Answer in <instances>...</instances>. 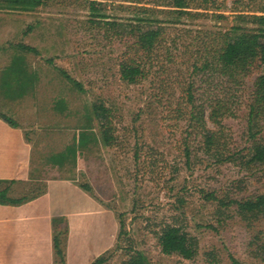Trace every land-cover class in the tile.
<instances>
[{
  "label": "rangeland",
  "instance_id": "1",
  "mask_svg": "<svg viewBox=\"0 0 264 264\" xmlns=\"http://www.w3.org/2000/svg\"><path fill=\"white\" fill-rule=\"evenodd\" d=\"M91 1H46V9L61 21L59 30L64 33L56 44L61 52L57 65L40 70L42 97L50 95L52 100L56 94L57 113L45 114L50 125L34 139L42 162L53 161V154L81 162L79 169L74 168L75 175L92 184L108 206L119 209L125 227L102 264H121L135 251H142L151 264H264V215L245 220L235 206H219L204 197V191H215L227 200L264 193V164L248 168L239 161H217L214 153H206L201 136L191 127L187 101L191 83L197 104L238 100L234 113L223 119L222 137L229 149L250 145L245 142V102L251 78L241 77L245 83L238 84L211 70L193 71L191 66H201L203 58L209 57L213 32L237 24L255 28V23L238 16L259 13L264 0L206 4L194 0L190 9L199 15L181 19L168 13L171 8L165 0H94L109 20L134 22L132 18L139 16L134 10L145 6L164 10L158 11L159 18L170 20L163 23L175 39L167 46L170 54L165 48L157 52L148 78L136 84L121 80L124 43L110 26L92 22L98 10L90 8ZM258 70L264 72V65ZM32 76L26 69L22 77L26 83ZM96 103L110 109L112 145L102 141L98 115L92 111ZM217 126L208 121L209 128ZM261 126L259 137L264 138V120ZM187 146L192 152L190 162H186ZM222 154H229L228 149ZM49 173L61 172L50 169ZM167 223H177L198 238L194 259L162 252L157 234Z\"/></svg>",
  "mask_w": 264,
  "mask_h": 264
},
{
  "label": "crops",
  "instance_id": "2",
  "mask_svg": "<svg viewBox=\"0 0 264 264\" xmlns=\"http://www.w3.org/2000/svg\"><path fill=\"white\" fill-rule=\"evenodd\" d=\"M46 1L0 3V264H94L115 244L119 209L75 175L81 162H42L36 150L58 99L42 97L40 70L57 65L64 33ZM26 69L35 77L25 83Z\"/></svg>",
  "mask_w": 264,
  "mask_h": 264
},
{
  "label": "trees",
  "instance_id": "3",
  "mask_svg": "<svg viewBox=\"0 0 264 264\" xmlns=\"http://www.w3.org/2000/svg\"><path fill=\"white\" fill-rule=\"evenodd\" d=\"M44 0H0V3H6L9 6L20 7L23 9H32L43 3ZM203 4L210 0H200ZM170 6L168 13H176L177 19L181 17H195L191 11L194 0H165ZM92 10H98L92 20L104 27L110 26V29L117 31L120 39L124 43V50L121 53L120 78L129 84H136L146 80L155 61L157 52L165 48L169 55L173 36L163 23L170 20H162L158 16L159 8L143 7L134 10L139 16H134L130 22L125 24L116 20H109L106 13L99 12L96 2H90ZM142 9V10H141ZM259 13L239 14L238 17L245 22L256 24L255 28H246L242 25H234L224 32H213L212 49L209 51V57H204L202 65L192 64L193 71H208L220 74L233 83H242L240 78L250 77L249 93L246 100L248 118L245 142L249 146L240 148L234 146L227 148L228 144L223 140V119L229 118L238 105V100L227 101L226 99L217 100L212 104L200 103L195 100L193 83L187 87V101L191 106L190 123L191 127L197 130L201 136L203 148L206 153H214L217 161L233 160L239 161L240 165L250 167L261 166L264 164V138L259 134L262 131V121L264 120V72L258 69L264 65V4L258 6ZM143 13V14H141ZM109 30V29H108ZM116 33V34H117ZM168 41L170 42L168 44ZM258 71L254 74V71ZM64 75L78 86H82L76 79L72 78L66 71ZM235 95H233L234 97ZM206 105V106H205ZM207 110L209 114L206 115ZM93 113L98 115V122L101 130L102 141L106 145H112L114 141L112 119L110 109L104 104H94ZM208 121L217 124V129L208 127ZM228 149L226 156L222 151ZM244 151H247L244 153ZM191 150L187 146L185 149L186 162L191 161ZM252 166V165H251ZM204 197L211 201H217L219 206H235L237 213L245 220H251L254 217L264 215V193L243 199H224L219 197L215 191H204ZM125 224L121 220V233ZM158 242L164 254H177L184 259H194L199 252V240L196 236L188 232L185 227L177 223L165 224L157 234ZM58 253L61 251L58 248ZM101 257L94 264L104 262ZM121 264H151L148 257L142 251H135L128 259Z\"/></svg>",
  "mask_w": 264,
  "mask_h": 264
}]
</instances>
